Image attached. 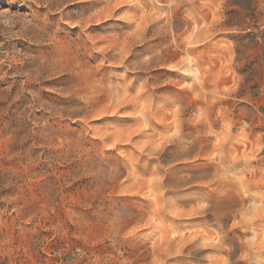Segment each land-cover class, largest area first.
I'll return each mask as SVG.
<instances>
[{"label":"rangeland","instance_id":"obj_1","mask_svg":"<svg viewBox=\"0 0 264 264\" xmlns=\"http://www.w3.org/2000/svg\"><path fill=\"white\" fill-rule=\"evenodd\" d=\"M237 2L254 15L251 0ZM63 5L64 0H46V6H55L54 11ZM0 8L28 15L69 47L84 43L79 28L63 24L59 14L31 0H0ZM65 11L73 18L89 15L77 21L84 26L119 15L121 20L112 18L89 28L93 35L105 37L103 42L98 38L96 52L81 55L88 64L97 63V77L113 86L91 80L93 66L89 65L84 79L90 110L56 109L59 117L77 122L50 118L43 110L32 116L23 113L29 91H37L49 103L81 106L77 96L46 91L70 86L76 80L71 73L45 81L43 87L26 83L19 100L11 105L0 102V108H8L0 116L3 230L11 227L18 240L51 235L37 224L42 219L51 224L46 227L57 231L65 230L63 223L70 231L78 228L79 234L97 243L116 236L96 245L63 236L51 241L53 250L68 245L82 248L86 257H96L94 264H112L107 256L123 260L120 264H233L235 256L242 257L235 264H264V95L254 83L249 100L224 101L239 90L238 83L220 84L225 71L216 72L212 84L206 83L191 55L224 24L227 15L239 12L226 11L219 0H77ZM0 28L14 30V25L0 20ZM226 36L240 39L243 34ZM3 51L59 55L53 45L37 46L25 40L6 41ZM131 62H136L132 70L140 72L118 67ZM31 67L33 62L26 61L8 69L9 74L0 79V92L15 96L23 78L12 72ZM35 71L55 74L57 68L48 64ZM183 89L191 93V105L190 93ZM219 104L233 107L237 119L227 105ZM241 111L249 115L239 117ZM25 118L42 125L30 139L26 131L31 123ZM82 123L98 126L90 129L97 140L85 138L81 144L77 138ZM39 143L46 146L39 148ZM82 145L87 153L65 165V160L81 155ZM81 172L82 177H73L76 181L63 189L69 195L64 199L72 205L73 225L68 224L63 206L47 216L60 180ZM190 248L197 253L183 254ZM213 255L219 256L211 259ZM57 259L66 258H52Z\"/></svg>","mask_w":264,"mask_h":264},{"label":"clouds","instance_id":"obj_2","mask_svg":"<svg viewBox=\"0 0 264 264\" xmlns=\"http://www.w3.org/2000/svg\"><path fill=\"white\" fill-rule=\"evenodd\" d=\"M20 2L27 3L28 0H20ZM76 2L77 0H64L62 9L60 11H54L53 9L55 6H46V0H31V3L35 4L37 7H43L46 8L50 13L59 14V19L63 24L71 28H79L80 32L83 34L84 43L76 45L74 48L65 44L55 32L45 31L44 28L40 27L37 23H34L33 19L29 18L28 15L12 11L10 8H0V20H3L5 23L12 21L14 25V30L9 28H0V36L3 37V39H0V51L3 52V58H0V79H3L9 74L8 69H11L13 65H24L26 61L33 62V67H31L29 70H17L12 72V76L23 78L21 81L20 91L12 97H9L8 92H0V102H6L7 105H11L16 100H19L21 95H23V93L26 91L24 87L26 83H33L43 87L45 81H51L55 78L63 76L66 73H71L76 77V80L70 86L49 87L46 89V91L55 93L61 97L77 96L82 101L81 106L65 107L62 105L49 103L48 100L43 99L37 91H29L30 100L24 107L23 113L32 116L34 111L43 110L49 114L50 118H59L62 120L77 122L70 118L65 119L59 117L57 115L56 109L58 107H62L65 111H67L69 108H83L84 110H90L89 101L86 99L85 95L88 82L84 79V72L88 69V66H93L90 75L91 80L97 81L102 86L112 85L103 83L97 77L96 74L99 69L94 67L97 63L88 64L86 61L81 59V55L82 51L96 52V48L98 47V38H101L100 42H103L102 38L105 37L102 35H93L88 31L89 28L112 18L119 19V15L84 26L82 23H77V21H81L83 17H87L89 15L73 18L71 13L65 11L69 5H72ZM219 3L226 11L236 9L239 12V15H227L224 24L215 30L213 35L204 45L191 50V55L196 58L197 66L200 68L201 73L206 77V83L212 84V78L218 71H225L227 73V75L224 76L220 81V84L231 85L233 82L238 83L239 90L234 95L227 97L224 101L243 102L245 100H249L253 95L249 89L254 83L259 86L261 95H264V0H251V8L254 9V15L250 14V9L241 7L237 0H219ZM226 34H243V36L240 39H233L227 38ZM249 34H254L255 38H250ZM17 40H25L30 44L37 46L53 45L59 50V55L49 58L35 57L32 55V53L27 51H3L6 41ZM182 52L183 49H181V53ZM131 55L132 52L130 56ZM65 57L67 59H63ZM205 57L207 58L205 59ZM134 63L136 62L126 63L125 65L118 67H123L128 72H140L132 70ZM48 64H52L53 67L57 68V72L55 74H50L48 71H44L42 73H37L35 71L37 67L41 65L46 67ZM61 64L65 66L61 68ZM183 75L189 77L185 74ZM77 86L79 90H76ZM122 87L127 89L129 88L128 85H123ZM183 90H186L188 93H190L187 89ZM136 92L137 90L134 93ZM99 99L102 101L104 97L101 96ZM191 103L192 96L190 93L189 105H191ZM224 105H227V109L231 112L232 116L236 118L233 113V107L229 106L228 104H219L217 107H223ZM7 111V107L0 108V116H3ZM212 111L215 113V108H213ZM79 114L81 113H77V115ZM248 115L249 113L245 111H241L239 113V117H245ZM26 121L29 120L25 118L24 122ZM29 122L31 123V127L26 131L27 139H30L33 135H35L33 131L34 129L42 126L38 125L36 120L31 119ZM43 124H47V121L45 120ZM92 127L98 126L94 124L84 125L83 130L80 132L77 138L81 144L85 138L97 140L91 135L90 129ZM41 135L42 138L47 136L46 134ZM36 146L41 148L46 145H41L39 143ZM87 151L88 149L83 147V151L79 157H70L63 163L65 165L71 164L73 161L83 157ZM92 167L102 168L99 166ZM83 172H81L79 175H74L68 178L63 177V179L60 180L57 190L55 193H52L53 203L47 216L51 213H54L58 205L63 206L67 214L68 224L73 225L72 221L75 219L73 218L74 213L72 212V205L68 204L64 199V197L69 195H65L63 189L72 185L76 181L73 180V177H82ZM0 199H4L3 195H0ZM4 212H7V209H5ZM8 215L10 216L11 214L8 213ZM3 216L4 213H0V217ZM13 220L15 221L16 218H13ZM36 222L40 228L51 235H44L38 239L25 238L23 240H18L16 235H14V230L11 227H9L7 231L3 230L4 221L0 219V264H94L96 257H86V253L84 250H82V248L68 245L66 247L60 248L59 250H53V248L50 247L51 241L56 236H63L65 238L74 237L76 240L82 241L85 245H96L106 239L116 238V236H111L97 243L95 240L86 239L84 235L79 234L78 228L76 231H70L69 227L63 222L61 223H63L65 230L62 231H57L51 227H46V225L51 224L43 223L42 219H38ZM195 253H197L195 248H190L186 253L183 254L191 256ZM217 256L219 255H213L211 259H215ZM54 257L66 259H57L53 261L52 258ZM107 257L112 261V264H120V262L123 261L116 257ZM205 258L208 260L210 259L209 256H206ZM240 259H242V257L235 256L233 258V264H235L236 260Z\"/></svg>","mask_w":264,"mask_h":264},{"label":"bare ground","instance_id":"obj_3","mask_svg":"<svg viewBox=\"0 0 264 264\" xmlns=\"http://www.w3.org/2000/svg\"><path fill=\"white\" fill-rule=\"evenodd\" d=\"M159 45V44H158ZM191 61V60H190ZM190 63V62H189ZM193 66V65H192ZM192 71L194 72V74H195V78L197 77V74H198V72L196 71V68L195 67H193L192 68ZM115 87V86H114ZM118 89V88H117ZM116 89V90H117ZM111 93V92H110ZM126 96V95H125ZM133 98V97H132ZM135 100V99H134ZM259 263V262H258Z\"/></svg>","mask_w":264,"mask_h":264},{"label":"built area","instance_id":"obj_4","mask_svg":"<svg viewBox=\"0 0 264 264\" xmlns=\"http://www.w3.org/2000/svg\"><path fill=\"white\" fill-rule=\"evenodd\" d=\"M263 145H264V137H263ZM264 147V146H263Z\"/></svg>","mask_w":264,"mask_h":264}]
</instances>
